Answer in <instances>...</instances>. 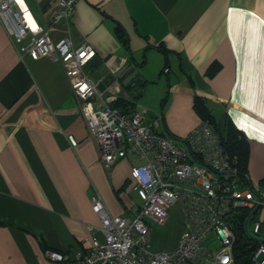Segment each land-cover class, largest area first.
<instances>
[{
	"label": "crops",
	"instance_id": "obj_1",
	"mask_svg": "<svg viewBox=\"0 0 264 264\" xmlns=\"http://www.w3.org/2000/svg\"><path fill=\"white\" fill-rule=\"evenodd\" d=\"M26 1L41 24L56 10L55 0ZM52 36L91 44L110 72L133 56L141 80L125 73L100 91L110 101L133 100L137 111V98L155 80L149 58L164 62L159 72L173 82L156 115L159 132L184 137L201 121L193 107L200 97L220 126L228 121L247 139L249 180H264V0H78L70 22ZM95 70L85 66L88 75ZM141 162L130 155L106 169L63 65L20 56L0 23V264H56L48 250L72 263L102 237L95 191L113 215L131 216L132 204H141L130 177ZM183 228L174 206L165 225H152L151 249H173Z\"/></svg>",
	"mask_w": 264,
	"mask_h": 264
},
{
	"label": "built area",
	"instance_id": "obj_2",
	"mask_svg": "<svg viewBox=\"0 0 264 264\" xmlns=\"http://www.w3.org/2000/svg\"><path fill=\"white\" fill-rule=\"evenodd\" d=\"M77 1L55 0L54 14L41 24L26 0H2L0 23L20 56L49 57L63 65L106 169L130 155L142 161L130 169L141 204H132L131 216L113 215L95 191L91 205L101 219L102 237L94 236L72 263L59 252L48 250V257L56 264H238V222L250 211L243 243L254 246L247 264H264V239L256 237L264 221L250 219L264 209V190L241 179L221 135L208 120L177 140L159 132L158 117L146 118L135 109L121 111L103 97L98 87L102 78L85 71L96 56L95 48L52 36L57 25L70 22ZM70 143L76 145L72 136ZM174 206L184 216L178 242L173 249L153 251L151 227L165 225ZM209 232L220 242L215 250L208 242Z\"/></svg>",
	"mask_w": 264,
	"mask_h": 264
},
{
	"label": "trees",
	"instance_id": "obj_3",
	"mask_svg": "<svg viewBox=\"0 0 264 264\" xmlns=\"http://www.w3.org/2000/svg\"><path fill=\"white\" fill-rule=\"evenodd\" d=\"M116 32L122 42L125 44L127 43V36L124 32V29L118 25L116 27ZM219 68V65L215 64L210 66L209 75H213L217 69ZM111 105L113 107H116L124 112H129L134 109L135 102L133 100H128L123 97H117L114 100H112ZM202 100L200 97L194 98V109L199 114L201 120H208L215 130L219 132L221 135V143L227 154L230 158L234 159L235 166L237 167V171L239 176H241V179L245 182H249L248 173H247V165L249 160V144L247 142V139L245 136H243L242 133L238 129H236L230 122L226 121L223 126H220L219 123L216 121L214 116L207 110L202 108ZM260 188H264V180H262L259 184ZM264 190V189H262ZM250 214V211L247 212V214H242L239 218L238 222V229L237 233L239 236V239L237 241V260L238 264H247L251 250L253 249L252 246H254V243H251L249 246L247 243L244 244L243 241L246 236V218ZM254 215H251V220L254 218ZM249 219V220H250Z\"/></svg>",
	"mask_w": 264,
	"mask_h": 264
},
{
	"label": "rangeland",
	"instance_id": "obj_4",
	"mask_svg": "<svg viewBox=\"0 0 264 264\" xmlns=\"http://www.w3.org/2000/svg\"><path fill=\"white\" fill-rule=\"evenodd\" d=\"M141 55L144 58L145 52L142 51ZM163 64L164 62L160 63L156 60L155 56L149 58V61L147 62V70L150 75L155 77V80L146 84V92L141 94V96L136 100V108L138 111L142 114L145 113V115L149 118L156 117V115L159 114L161 106L163 105V100L166 99V95L168 93V84L173 82V78H170L169 80L165 71L159 72L160 68L162 70ZM106 99L109 100L108 97H106ZM166 101L167 100H165V104ZM254 220L264 221V209L259 208V210L254 215ZM256 237L259 239H264V223H262L261 233L256 235ZM207 239L213 250L220 246V242L214 232H209Z\"/></svg>",
	"mask_w": 264,
	"mask_h": 264
},
{
	"label": "water",
	"instance_id": "obj_5",
	"mask_svg": "<svg viewBox=\"0 0 264 264\" xmlns=\"http://www.w3.org/2000/svg\"><path fill=\"white\" fill-rule=\"evenodd\" d=\"M94 68H96L93 76L96 79H101L98 87L100 90H104L107 85L113 84L115 81H118L123 74H127L128 80L135 79V83H138L141 78L138 77V70L139 67L138 63L134 60L133 56L130 57V60L127 64L120 67L117 71L110 72L108 71V67L102 63V61L95 56L91 62ZM125 84V81L123 82Z\"/></svg>",
	"mask_w": 264,
	"mask_h": 264
}]
</instances>
